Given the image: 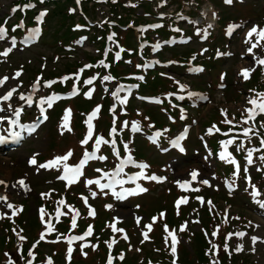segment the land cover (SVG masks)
<instances>
[{
	"label": "rangeland",
	"instance_id": "374dc122",
	"mask_svg": "<svg viewBox=\"0 0 264 264\" xmlns=\"http://www.w3.org/2000/svg\"><path fill=\"white\" fill-rule=\"evenodd\" d=\"M13 1L14 0H0V18L3 15H6L8 11H10L9 6ZM152 1L155 5H157V3L159 2V0ZM168 2L174 3L173 0H168ZM262 3L263 0H255V4L248 2L245 5H237L232 10L223 9L221 14V17H223L222 24L231 20H239L244 23L249 19L258 18L262 12ZM154 4L150 2L147 3V6L149 5L148 7H151ZM186 4L188 3H183L182 6H184V10L187 12L189 10V4ZM207 5L208 3L204 0L203 5L200 8L201 12L206 11ZM159 6L165 11H171V7L169 4L167 6ZM99 7L100 9H94L95 14H93V18L95 19H99L101 17V13L103 14V12L106 10L104 5H100ZM122 7L124 11L127 10L123 6V4ZM64 8L65 5L55 6V15L53 12V14H51V16L48 18L49 25H51L50 31L58 30L60 32V35L54 37V35L49 32L46 35L45 42L49 41L51 45H54L55 47L57 46V42H59V36H61L62 38V36L65 34H67L68 36L70 35L69 32H67V24L69 23V20L66 21ZM155 10H157L156 6ZM214 10L218 11L217 8H215ZM201 12L198 14H194V18H203L205 15V17L209 20V10H207L204 15L201 14ZM134 13L140 16L142 15V9L139 8L135 10ZM184 13L185 12L183 11V14ZM190 14H192L191 16H193V11L190 12L189 15ZM140 20L143 21L145 19ZM147 20H150V18ZM161 23H163L165 26L158 29H144L143 32H141L140 29L135 31H133L131 28L129 30L119 29L117 37L110 43L111 50L108 53H105V42L100 43L101 53L95 58V61H97V63L93 64V67H91L87 71L80 73L79 78L82 79L86 75H93L97 78L95 80V83L91 86V88L93 89V96L91 98H87L84 95L85 92L82 90L83 92L81 93V95L70 100L60 101L59 103L54 105V107L50 108L48 112L49 116L47 123L49 126V135H46V127L43 126L44 128H41L39 132H37L35 135L23 140V145L18 148L16 147L15 150H9L8 153H5V151L7 150H0V179H3L7 185V187H5V185H0V192L8 196V202L11 203L12 201H15L16 203H19L21 205L24 204L23 207H25V212L23 215V219H25L26 222L30 223V225L26 223L25 225L21 226L24 229V236L26 237V239L29 237V240H31L32 237L36 236L37 233L33 232L34 230H32V227L34 223V216L41 207L39 206L41 205V201L39 202V199L43 197L41 196V193L50 192V194L52 195L55 193H60L59 190H51L50 188H47L53 187L54 189H59L57 185L58 183H60V179L57 178L58 176H60L59 171L57 174V170H53V168L38 169L36 165H32L28 162L29 157L35 154L41 157L42 154L45 152L46 148H48V155H50L52 159L57 155H63L67 153L69 149L73 150V155L69 157V159H77V157L74 155L75 151L79 152L85 149L93 148V145L95 143V137L97 135H102L106 140L111 141L112 139H115L119 143L122 152V157H126L129 154L125 152L123 148V144L128 143L129 148L131 149L133 159H135L138 163L146 162L150 165V168L146 170V173L148 174H155L162 167V165L170 162V167L172 171L168 175H170L169 177H171L173 183H176L177 180L187 179L191 181L189 188V190L191 189V191H195L193 189H195L198 184H201L199 183L201 179H208L210 181V184L212 186L202 184L205 189L207 188L208 191H211L212 189H217V187L220 186V180L222 178L215 177V160L217 156L215 158L212 155H209L210 152H208V150L203 149L200 150L198 153L195 152L196 154L193 155V157L191 156L192 158H180L176 155L175 156L177 158H173V156L171 157L169 155L157 156L154 153L157 146L156 144L152 143L147 138L140 139L132 137L130 127L133 121H138L140 126L144 127L146 136H148V134H150L153 130L157 128L164 129V127L167 126L166 120L170 119V117L171 120H174L175 122H182L183 120L181 119V112L176 110L174 106H176V103L182 100L177 99L178 96H183V99L185 98V96L182 93V90H180L179 84L175 83V80L173 78L167 76L169 66H156L153 70L147 73H144L143 67H136V65L138 64L144 65L145 63L150 61V59L154 56V53L157 52V50L154 51L152 47V45L156 44V42L153 40L154 36L161 35L163 39H168L170 36L177 37L175 34H173V32H171L175 30L174 26H179L180 32L177 33V35L180 41L187 40L188 36H192L193 34L187 33L180 25L174 23L170 18L163 19ZM47 30H49V28ZM137 41L146 43L147 46L139 50L137 48ZM6 45H8V43ZM188 45L189 48L193 49L194 51H197V48L200 46V43L196 41L191 42ZM121 49H123V51H121ZM228 49L230 55L228 57L227 55L215 57L213 65L218 68L216 70V73H218L219 69L222 71H228L227 82L229 88H226L224 90V93L222 92V90L215 89L206 101L207 103L205 104V106L200 107L199 113H194L195 118L199 121V124H204L207 122L205 115L206 117L209 115H212V118L214 117L212 110L215 107H222L228 110L230 109L231 111L233 110V112H235L236 114L238 112L241 113L244 107H248V93L242 90L240 84V76L239 74L237 75L235 71H237L238 68L242 69L250 66L253 68L256 64L255 62L251 63L248 59H241V53L244 52V49L238 44V42L235 41L232 46L228 47ZM183 50L184 49H179L177 50V52H182ZM86 52L89 55H87ZM116 52H120V58L118 60L115 58ZM14 53L15 54L14 57L11 59V62L15 60H17L16 62H27L29 63V65H27L29 69L32 66L40 67V69H42V66H45V70L42 71H44L43 77L46 78L47 76H58L59 74L66 72L67 70H69L66 66H71V64L73 65L78 63H86L88 57L91 54L95 53V50L92 49L91 45L85 42L83 43V47H81V50H78L76 53L71 52L69 55L65 56L66 53L62 52L63 54L57 57L53 54L60 52L55 51L52 54L51 46L45 44L44 42H41L38 46L30 50L29 52L23 53L20 49L17 48L14 50ZM73 54L74 57H68ZM156 56L160 58L161 54L157 53ZM101 60H103L105 64L108 65L107 68H105L104 65H101L99 63V61ZM3 66L4 64L0 67ZM76 72H78V70L76 69L69 70L65 74V76L68 75L70 76V78H75V76H72L71 74ZM0 73H5V75L9 77L11 76V70L8 68H0ZM25 73L26 76L28 75L26 70V72H23L21 74L20 80L24 78ZM162 73L164 75H162ZM104 75H111L114 77L115 80H118L120 82H137L140 85V89L137 92V96H159L163 99V103L160 106H156L153 104L139 105L135 98L136 96H132L127 98V102L125 104L120 105L119 108L115 111H111L109 109L111 101L108 99V97L103 96L101 91L103 86L107 87L106 84L102 85V78ZM128 75L134 76V78L132 77L129 79H124V77ZM138 75L143 76L144 79H137ZM18 81L14 79H9L10 83H7L8 85H17ZM30 81L33 82L34 80H29V82H27L26 84H32V82L30 83ZM71 81V79L67 80V84H69V86L67 87H71L73 85ZM197 81H199V79H197L195 83ZM77 85L80 86L79 83H77ZM29 86L30 85H28V88ZM57 90L61 91L62 89L61 87H57ZM168 93H174L175 95L168 96ZM97 105L101 107L99 113L92 121L94 125L93 138L89 140L87 145H81L80 141L84 138L87 131V125L85 123V120L87 119V115L91 113ZM65 109H71L69 126L72 128V131L69 132L65 129L63 130V134H61L60 125L62 123V117L64 115ZM113 113L115 114L117 132L110 136L109 132L113 126ZM145 117H148L149 119L145 120ZM96 121L100 122H98L95 127ZM124 121H128V126L124 128L123 131H121L120 127L122 125V122ZM149 124H152L151 128L148 127ZM248 124H251V121H249ZM196 131L198 132L197 127H195V133ZM194 135L195 134L193 131V136ZM250 136H253V138L256 139V136L252 134ZM195 143L198 144V140L195 139ZM109 146H111V144H101L99 149L100 155H104L110 158L109 164H96L95 170L108 169L113 167L112 162L114 159L111 153L107 151V147ZM48 160L50 159H40L38 165L41 163H45ZM67 163L72 166L74 161L69 160ZM132 168L138 169L134 165L132 166ZM247 169V175L253 176V172L257 169V166L255 164L253 170H251L250 168ZM193 170H196L198 172V176L195 181H192L190 176V173ZM83 172L84 175L81 178L82 183L80 187L73 191V195H86L90 199L89 204H94L97 207L98 215L96 218L87 215L84 216V227H87L90 224L94 225V227L97 229V233L100 234V237L93 242V244L97 245V248L95 250L91 247L82 251L85 260L75 261L72 264H101L103 259L107 257V252H109V250H111L112 252V249L107 248V245L105 244V241H109V235L100 232L101 229L106 226V220L111 217V210H107L101 207L99 202L93 200L91 192L97 191L91 185H86V179H92V177L95 175V172L88 170H83ZM20 179L24 180L25 184L28 186L27 189L19 186L17 182ZM251 183L257 185L259 189L260 186L263 187L262 192L261 190V193L259 192L261 195L253 198L251 195L252 189L249 185H247V190L245 189V191L247 192V196L249 197V203H247L245 200L237 198L241 197V194L239 192L238 194H236L235 199L238 201V203H241V207L240 205H236V203L234 202L235 199L233 200V198L231 197L228 200L231 204L233 202V205L231 206L227 202L228 206L225 207V209L228 210V213H232V215H234V213L238 214L231 217V220L236 222V224H234V226L231 228L234 229L235 232L239 229H242L246 233V235L243 236L240 241H233L230 245L231 248H235V246H237L235 242H237L240 243V245L238 246H242V250L245 255H235L237 256L235 258L236 261H238V264H264V210H262L261 206H259V203H257V201L259 200H264V196L262 195V193L264 194V178L253 180L251 181ZM13 184H16L17 186L14 188L12 187ZM156 186L157 184L153 181L146 182V187L149 190H154ZM199 193L201 194V192ZM206 194H208V192ZM44 198V200H46L45 202L50 200V198ZM222 199H224V197L220 195L211 200L212 205H214L211 211L209 210V208L211 207L210 205L208 208L205 205H190L183 211L177 212L172 206V196L162 192L159 189H155L151 194H146L143 197L135 198L133 200V210L128 205H124L121 207L118 205L115 206V209L113 211V217L119 219L121 218V215L127 222H134L137 216H144L146 218L156 216L157 220L153 225L164 226L165 224H167L170 230H172L178 222H187V227H190L189 217H193L195 220L200 221V223L203 225L205 218L210 220L215 219L217 217L219 211V204H222L220 200ZM74 204L75 206L78 205L77 202H75ZM137 205H139V208L136 207ZM0 209L1 212L6 213V215L9 214V211L6 209L3 202H0ZM160 210H164L166 212V215L163 218H160L159 216ZM234 217H239V219H233ZM249 221L252 222L251 225H249ZM243 222H247V224H243ZM144 225L145 223H140L139 226L142 228ZM256 225H259V227H256ZM1 227L2 226L0 225V231L4 232V235H6L5 230L1 229ZM79 228L80 232L78 234L81 235L82 233H84L85 229L81 228L80 226ZM190 229L197 230L199 229V226L197 224H194L193 226H191ZM214 229V225L203 226L202 233H212ZM252 235H256L261 239L257 240V242L253 244L251 241ZM39 237L40 235L36 237L35 242L39 240ZM177 239L178 241H182V245L186 247L188 251L191 250V246H189L191 242L188 240L186 235H178ZM53 241L56 242L55 239ZM35 242H32V246L35 244ZM40 242H43V245L41 246L44 249H47V252H49L50 255H54V264H66L65 258H61L56 255L59 254L60 251V249H57L58 245L56 243L52 244L44 240ZM159 242L160 240L158 241L159 247H163V238L161 240V243ZM148 244L149 242L145 244V247H143V254H145L146 256L143 254L139 256L138 254L133 253L132 259H135L137 264H141V261L143 259L148 262V259L152 261L155 260V257H157L156 254H151L152 259L149 258V256L147 258V255L150 254ZM3 246L7 247V245H4L2 240V243H0V247L3 248ZM41 246L39 243L34 249H36L37 251V249H41L39 248ZM253 248L255 249V251H252ZM180 249L182 250L181 246ZM145 250L147 253L145 252ZM195 252V254L197 255L198 251ZM84 253H87V255L85 256ZM241 253L242 252L240 251L237 254ZM130 254H132V252H130ZM77 255L80 254L78 253ZM158 259L168 262L166 257ZM66 260L68 261L67 257ZM126 262L128 263V261ZM176 264H189V260L183 258L181 260H177Z\"/></svg>",
	"mask_w": 264,
	"mask_h": 264
},
{
	"label": "snow or ice",
	"instance_id": "6c2138e0",
	"mask_svg": "<svg viewBox=\"0 0 264 264\" xmlns=\"http://www.w3.org/2000/svg\"><path fill=\"white\" fill-rule=\"evenodd\" d=\"M41 3H43V0H40ZM113 2H115V0H113ZM224 2L226 4L231 5L233 3V0H224ZM242 2V0H241ZM76 3L79 5L81 3V0H76ZM21 7L20 5H17L16 7L12 8V12H15L17 10V8ZM35 5L32 3H26L23 5V8L27 9V8H34ZM70 11H75V9H70ZM46 15V10L41 11L39 13V16L36 17L37 21H40L43 19V17ZM216 13L213 12L212 16L215 17ZM23 26V22L15 25L16 28L22 27ZM162 25L160 24H156V25H148L147 27H152V28H159ZM76 28H81L83 27V25L77 24L75 26ZM208 27H212L211 24L208 25ZM240 28V25L238 24H230L227 28V33L228 35H232L233 34V30ZM30 35L27 37V39H33L36 35L39 34L40 29L39 28H34V29H29L28 30ZM141 32L144 31V28L140 29ZM177 31H179V29H177ZM196 33L199 35L201 33V30L199 28L196 29ZM255 34V40L252 39L253 35ZM7 35V29L3 26L0 25V40H4L5 36ZM116 34L112 33L111 35L108 36L109 40H113L114 36ZM203 38V37H202ZM190 39V37H189ZM261 41H264V27L253 24L247 31L246 33V38L244 40L245 44L250 45L249 47H247L246 51L247 53H251L253 55V60L255 61V64L258 65H264V57H258L254 52L253 49H256L258 47H264V44H261ZM143 46V45H142ZM160 44L156 43L154 45H152L153 50H157L160 48ZM16 47V40L15 37L11 38V46L7 47L4 51L0 52V57H8L9 53H11L13 51V48ZM121 51H123V49H121ZM203 51H207V49L202 50ZM202 54V53H201ZM219 55H230V53H220L219 51H217V56ZM115 58L118 60L120 58V52H116L115 54ZM192 59H195V55L192 57ZM99 63L101 65H104L105 68L108 67L107 64H105V62L103 60L99 61ZM156 63H159V61H156ZM169 63H173V61H169ZM43 67V66H42ZM92 67V65L89 64H85L81 69L78 70V72L71 74L72 76H75L76 80H79L80 78V73H82L84 71L85 68H89ZM137 68L140 67H144L147 68L149 67L148 63H145L144 65H136ZM192 70V69H190ZM202 71L203 69H197ZM254 69L250 66V67H245L241 69V75L243 76V78L245 80H247L249 78L250 73L253 71ZM23 71V68L21 66L20 70L15 71V73L9 77L7 75L0 77V86H3L5 84L6 81H8L9 79H16L18 77L21 76ZM162 75H164L162 73ZM96 77H90L86 80H84L83 82L85 84H92V81L95 79ZM223 78V77H222ZM61 81H67L68 79H70V76L66 75L64 77L60 78ZM103 81H111L114 79L113 76L111 75H104L103 76ZM138 79L143 80L144 77L140 76L138 77ZM40 81H41V77H37V80L33 82V84L31 85L32 87V93L35 94L36 91L40 88ZM55 81L54 80H48V81H44V84L46 86H51L52 84H54ZM175 83L179 84L180 90H183L187 87V85L185 84H180L179 81H175ZM20 84H22V81H20L19 84H17L16 87H12L10 90H8L5 94L0 95V100L3 101H8L12 96L13 93H15L17 91V88L20 86ZM79 91V89L76 86L75 81L73 82L72 85V90L70 95H76L77 92ZM249 91H254V90H249ZM92 92L93 89H89L87 92L84 93V95L86 97L91 98L92 96ZM112 95L115 97L118 95L117 92H113ZM168 96H172L175 95L174 93H168ZM188 97H193L198 95L197 93L194 92H187ZM141 99H149V100H153L156 103H161V101L159 100V98L156 97H140ZM20 99L25 101V103L31 105L33 103L32 100V94H29L27 96H25L23 93H20ZM57 99H60V96L58 94H52V95H48V96H41L40 98V105H44L45 103L47 104L48 108H51L53 106L54 101H56ZM177 99H183V96H178ZM121 104H125L127 102V97L124 98H120L119 101ZM247 105H250V107H244L242 112H241V119L243 121L244 124H248L249 121H254L258 115L260 114H264V91H260V92H256V94L254 96H251L247 99ZM100 107L99 105L96 106V108H94L92 110L91 113H89L87 115V119L85 120V123L87 125V131H86V135L84 136V138L80 141L81 145H87L89 140L93 138V133H94V125L92 123L93 119L97 116V114L100 111ZM115 108V105H113V109ZM112 110V109H110ZM8 111H11L12 114L17 117L16 120H11L7 115H0V122H3L5 120H9L10 125H18L21 129L27 128V131L29 133L34 132L36 130V128L38 127L39 123H42L43 121H39V122H34L31 125H24L22 123L19 122V118L21 116V109L16 108L13 109L11 105L8 106ZM222 114H226L227 110L226 109H222ZM0 112H5V109L3 107H0ZM39 113L40 116L43 117V120H47L48 117L45 114L46 113V109L44 107H40L39 108ZM70 114H71V109H65L64 111V115L62 117V123L60 125V129H61V134H63V130H67L69 132L72 131V128L69 126V119H70ZM183 110H181V119H183ZM145 120H148V117L144 118ZM171 119V117H170ZM222 123L227 124V125H232L233 127H229L228 128V132H233L235 125L238 124L239 122L235 121V119H228L227 117L222 121ZM128 126V121H124L122 122V125L120 127V130L123 131L124 128H126ZM148 127H152V124H149ZM260 127L264 128V121L260 122ZM131 130L132 132H138L141 131L140 128V124L138 121H133L131 123ZM243 135L245 138L250 139L249 137V133L252 132L253 135H259L258 132H255L253 127L251 125L247 126V127H243L242 129ZM167 129H163V130H157L155 131L151 136L148 137V139L150 141H152V143L156 144L157 146H159V137L162 135V132H167ZM221 130L215 125L213 124L212 126H210L207 129V133L209 135H211L213 132H220ZM117 132V126H116V119H115V114L113 113V126L110 129L109 135L112 136L113 134H115ZM12 135L14 137H19L20 133L18 132H14L12 133ZM187 135V129L184 130V132H182L180 135H178L177 137H175V139H172L170 141L171 145L175 148H178L181 152H184L185 149L181 146L180 141L183 140ZM225 136L228 135V133H224ZM203 139V138H201ZM238 138L236 136L224 139L219 141V144L221 146V151H219V159L221 161H224L226 163H229L231 165L235 166V170L232 172V176L234 178H238L239 174L241 172V168L240 165L238 163V161L236 160V158L232 155L231 152L228 151V147L229 145H233L234 141H236ZM5 137L0 136V142H4ZM116 140L112 139L111 141L106 140L104 138V136L102 135H97L95 137V143L93 145V150L90 152L87 149H85V151L83 152V156L82 158L79 160L78 164H75L74 166H71L67 163V161L69 160V157H71L73 155V150L69 149L67 153L63 154V155H57L55 156L53 159L48 160L46 163H41L39 165H37V159L36 156L34 155L32 158L29 159V163L32 165H37L38 169H51V168H59L61 165L63 167V172L60 176H58L57 178L63 181H66V187L68 185H71L73 183H75L76 181H78L80 179L81 176L84 175L83 169L85 167V165L88 163V161L90 160H99V161H105L107 160V157L104 155H99L97 156V151L100 149L101 144H111L112 146V152L115 155L116 159L119 160V163L116 165L115 169L111 172V174H109V172L107 171H103L102 172V176L96 178L95 180L93 179H86V185H95L104 195H108V192H105V189H108L111 191V194L113 197L116 198V200L118 201H123L125 198L129 197V196H133V195H138V194H142V193H146L149 189L142 186L141 184L137 183V181L143 179V180H147V181H155V182H163L165 181L167 178L165 176H159L156 175L154 173L148 174L146 173V170L150 168V165L147 164L146 162H137L135 159H133V156L131 154V149L129 148V144L128 143H124L123 144V148L124 151L129 153L126 157H124L123 159H121V153L120 151L117 150L116 148ZM236 147V151L239 152L241 150H244V144L243 142L240 143H236L235 144ZM261 149H264V137L260 138L259 141V148H249L246 149L247 151V156L245 157V159L247 160L248 164H252L253 163V152H260ZM162 151H168L167 148H163ZM212 153H209V155H211ZM260 160L264 161V152H261L260 155ZM134 165L136 168L139 169V171L135 172L134 174L130 175L127 177V180L120 178L121 173H123L124 168L126 165ZM258 171H260L261 169L258 168ZM97 172H101V169H96ZM245 176L244 179L248 181L249 186L252 189L251 195L253 198L257 197L260 195L257 187L255 184L251 183V177L247 175L248 169L247 167H245L243 169ZM191 176V180L195 181L197 179L198 176V172L196 170L191 171L190 173ZM104 177H107V183H101V179H103ZM131 182L133 184H135V187H124L125 183ZM20 187L27 189V185L25 184L23 179H20L18 182ZM199 183L203 184V185H208V186H212L210 184V181L208 179H201L199 181ZM227 186L230 190V194H231V189L233 188L234 184H235V180H233L232 182H227ZM176 184L183 190H188L191 184V181L185 179V180H177ZM0 185H5V187H7L6 182L3 179H0ZM117 185H120V190H117ZM16 184H13L12 187H16ZM193 190H197L198 189H193ZM247 190V189H246ZM92 197H96L98 195L97 192L92 191L91 192ZM41 196L43 197H48L49 193H41ZM81 199L83 200L85 205H88V197L86 196H82ZM197 200H200L203 203V198L202 197H196ZM9 201V198L7 195H0V202H3L4 206L8 209H13L11 215L15 216L17 214V211H22L21 207H14V205ZM188 201V198L185 197H181L179 198L176 202L175 205L177 207V209L179 208V206L181 204H186ZM208 205H210L211 207L209 208V210L211 211L212 208L214 207V205H212L211 200L207 201ZM257 203L260 204L261 207H264V200H259L257 201ZM58 205H65V200L63 198H61L58 201ZM68 209L69 212L68 213H64L65 215L70 214V220H71V228L75 229L77 227V217L80 215L79 211L77 209H75L73 206L71 205H65ZM106 208H113L112 204H107L105 205ZM137 208H139V205L136 206ZM39 213H40V219L41 222L43 224L46 225V227L44 228V231H42L40 233V237L39 240H37L36 244H39L40 241L45 239V232H53L55 231L54 226L51 223V220H46L45 219V209L43 206L40 207L39 209ZM61 211L60 208L57 207L56 208V217L57 220H59V217L61 215ZM6 215V213L4 212H0V218H4V216ZM96 215L95 210L91 207V205H88V216L94 217ZM227 215V209L225 210V216ZM160 218H163L165 216L164 212L159 213ZM118 219V218H115ZM141 217L137 216L136 217V222L137 224H139L141 222ZM233 219H239V217H234ZM157 217L153 216L151 219V222H149L148 224L144 225V228L147 229V231H143L142 230V235H143V240L141 241V243L144 242V240H148L149 239V235L148 232H150L153 229V224L156 222ZM197 223H199V221H196ZM187 222H185L184 224H182L180 226V230L183 231L186 227ZM252 222L249 221V225H251ZM113 232H120V233H124L125 230L122 228H116L114 223H111L108 225ZM219 226H217L218 228ZM256 227H259V225H256ZM13 231H15V229H13ZM22 231V230H21ZM93 232V227L92 225H88L87 229L84 231L83 235H68L63 237L64 239L67 240V259H71V255L73 252V248H72V244L73 241H83L85 237H88L90 235H92ZM164 232L166 233L164 240L165 243L168 244V237H171V243L169 245L170 247V251L173 257L176 256L177 254V243H178V239L177 236L175 234V230H170L169 226L167 224L164 225ZM19 240L23 241L26 239V237H24L23 235H20V233H16ZM212 236H216L217 235V231L214 230L211 233ZM246 233L243 231H238L235 233H228L225 237V243L223 245L224 250L227 251L228 250V243L227 240L232 237V236H239V237H243L245 236ZM125 240L128 239L127 234L125 233L124 237ZM61 239L60 236L57 237V240ZM261 239L258 236H252L251 237V241L253 244H255L257 242V240ZM116 243L115 239H112L111 241H105V244L107 245V247L109 249H111L113 247V244ZM36 244L33 245V248L36 247ZM84 245H81V250H83ZM131 248V245L129 246ZM92 248L95 250L97 248L96 244L92 245ZM217 248V246L215 244L212 245V249L211 250H215ZM210 250V251H211ZM19 251V249H18ZM136 251H140V249H136ZM235 251L240 252L242 251V246H237L235 248ZM252 251H255V249L253 248ZM215 254V253H213ZM84 255L86 256L87 253H84ZM5 256L7 257L8 254L5 253ZM28 256L31 257V259H27L26 264H33V259L35 258V253L32 251H29ZM120 260L124 259L123 254L120 255L119 257ZM6 264H15V262L12 259H7ZM47 264H53V261L51 259V257L48 258L47 260ZM106 264H113V256L111 254H109V256L107 257L106 260ZM149 264H151V262H149ZM172 264H176V260L174 259L172 261ZM212 264H218L217 260H213Z\"/></svg>",
	"mask_w": 264,
	"mask_h": 264
},
{
	"label": "trees",
	"instance_id": "16d2710c",
	"mask_svg": "<svg viewBox=\"0 0 264 264\" xmlns=\"http://www.w3.org/2000/svg\"><path fill=\"white\" fill-rule=\"evenodd\" d=\"M131 17L128 15V13L126 14V16H125V19H130ZM197 243L200 245V246H204L205 245V243L202 241V239L200 238V239H197ZM198 257L200 258V259H204L203 258V254L201 253V250H200V252H199V255H198Z\"/></svg>",
	"mask_w": 264,
	"mask_h": 264
},
{
	"label": "bare ground",
	"instance_id": "6f19581e",
	"mask_svg": "<svg viewBox=\"0 0 264 264\" xmlns=\"http://www.w3.org/2000/svg\"><path fill=\"white\" fill-rule=\"evenodd\" d=\"M1 146V145H0ZM3 147V146H2ZM4 148V147H3Z\"/></svg>",
	"mask_w": 264,
	"mask_h": 264
}]
</instances>
